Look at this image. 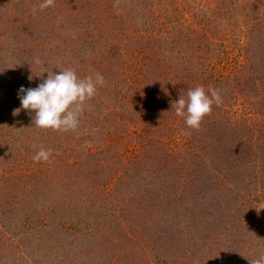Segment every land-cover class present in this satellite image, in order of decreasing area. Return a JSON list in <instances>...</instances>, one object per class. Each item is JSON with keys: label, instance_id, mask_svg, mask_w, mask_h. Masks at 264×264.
Returning <instances> with one entry per match:
<instances>
[{"label": "rangeland", "instance_id": "1", "mask_svg": "<svg viewBox=\"0 0 264 264\" xmlns=\"http://www.w3.org/2000/svg\"><path fill=\"white\" fill-rule=\"evenodd\" d=\"M40 2L0 0V264L264 255V0ZM63 69L104 84L36 127L18 89ZM201 85L222 102L192 129L171 106Z\"/></svg>", "mask_w": 264, "mask_h": 264}, {"label": "clouds", "instance_id": "2", "mask_svg": "<svg viewBox=\"0 0 264 264\" xmlns=\"http://www.w3.org/2000/svg\"><path fill=\"white\" fill-rule=\"evenodd\" d=\"M54 0H41V10L49 8ZM37 64L41 63L37 57ZM36 87L21 86L18 98L23 109L34 111L33 124L39 128H51L63 132L74 131L80 123L85 101L95 96L97 86H103L104 77L96 72L81 78L73 69L60 72H48ZM31 80L32 77L29 76ZM222 102L220 90L196 86L187 91V98L181 96L175 105V114L183 117L185 124L192 129H199L205 115L210 114L214 104ZM17 110L14 111V115ZM52 150L41 147L32 157L34 161H48ZM251 264H264V255L251 260Z\"/></svg>", "mask_w": 264, "mask_h": 264}]
</instances>
